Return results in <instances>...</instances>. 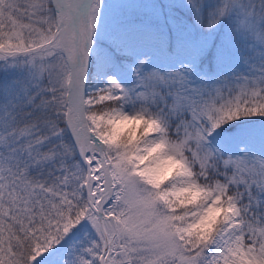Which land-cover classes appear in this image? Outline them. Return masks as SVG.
Listing matches in <instances>:
<instances>
[{"label": "snow or ice", "instance_id": "6c2138e0", "mask_svg": "<svg viewBox=\"0 0 264 264\" xmlns=\"http://www.w3.org/2000/svg\"><path fill=\"white\" fill-rule=\"evenodd\" d=\"M0 264H264V0H0Z\"/></svg>", "mask_w": 264, "mask_h": 264}]
</instances>
